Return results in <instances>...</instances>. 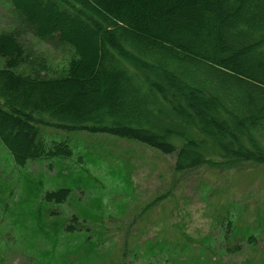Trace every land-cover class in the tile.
<instances>
[{"label":"trees","instance_id":"1","mask_svg":"<svg viewBox=\"0 0 264 264\" xmlns=\"http://www.w3.org/2000/svg\"><path fill=\"white\" fill-rule=\"evenodd\" d=\"M8 1L16 25L0 29V141L16 165L73 158L67 141L41 136L43 127L107 134L174 154L177 173L264 163V0ZM27 33L68 47L66 64L53 70L27 44ZM92 178L81 181L85 189H94ZM76 189L60 186L36 197L40 218L22 222L14 237L30 255L22 264H136L137 256L140 264H160V253L169 264H221L209 236L201 241L209 253L190 254L188 244L157 237L143 248L131 235L114 255L116 245H104V217L90 233L74 235L68 221L78 224L76 213L61 222L50 217L62 213L57 208L72 202ZM159 199L141 206L131 225ZM52 202L56 210L46 206ZM225 217L224 251L235 253L241 231L231 214ZM243 233L255 242L249 227Z\"/></svg>","mask_w":264,"mask_h":264},{"label":"rangeland","instance_id":"2","mask_svg":"<svg viewBox=\"0 0 264 264\" xmlns=\"http://www.w3.org/2000/svg\"><path fill=\"white\" fill-rule=\"evenodd\" d=\"M15 25L9 1L0 0V29ZM25 39L37 53L46 57L47 64L55 71H59L70 57L68 47L40 40L30 33ZM41 136L47 141L69 142L73 158H45L18 166L0 141V255L5 264H22L30 257L21 250L22 241H14L17 229L25 220L40 218L33 211L34 205H38L36 197L45 189L60 186H79V190L85 192L74 190L72 202L59 206L57 211L62 213L50 218L61 222L76 213L78 224L72 219L68 223L75 227L74 235L82 236L90 233L91 229L87 228L91 225H102L101 217H104L105 235L110 239L104 245L109 247L114 243V255L123 247V240H130L131 235L139 237L137 244L143 248L144 241L147 238L155 240L154 237L172 245L186 243L191 247L189 253L194 255L203 248L202 239L209 236L212 239L209 247L215 252L212 258H219L221 264H264V163L244 161L224 167L202 165L177 173L173 170L174 154H163L139 142L51 127H43ZM79 155L84 161L78 162ZM86 177H93L90 183L94 189L83 187L81 181ZM95 179L98 181L94 182ZM94 197L101 198L95 207ZM158 197V202L131 225L141 206ZM58 205L52 202L46 206L56 210ZM119 205L123 206L121 212ZM227 214L233 216L241 233L247 226L256 236L255 242L249 243L246 233L236 235L240 249L235 253L224 251L222 236L226 220L224 224L221 220ZM53 232L55 228L51 235L56 241L61 234ZM59 239L63 243L64 237ZM129 247L132 249L131 245ZM176 248L180 252V247ZM203 250L209 253L206 248ZM165 255L159 254L160 264H169ZM130 259L127 255L126 260ZM134 261L140 264L141 257L137 256Z\"/></svg>","mask_w":264,"mask_h":264},{"label":"bare ground","instance_id":"3","mask_svg":"<svg viewBox=\"0 0 264 264\" xmlns=\"http://www.w3.org/2000/svg\"><path fill=\"white\" fill-rule=\"evenodd\" d=\"M39 116V115H38ZM50 118V117H49ZM50 120V119H49ZM53 127V126H52ZM55 127V126H54ZM56 129V128H55ZM70 130V129H69ZM72 130H74V129H72ZM74 131H76V130H74ZM96 134V133H95ZM57 141V140H56ZM64 141V140H63ZM66 141V140H65ZM69 143V142H68Z\"/></svg>","mask_w":264,"mask_h":264}]
</instances>
